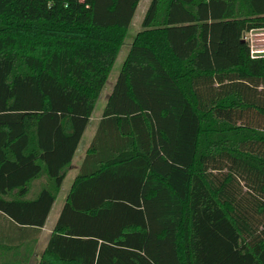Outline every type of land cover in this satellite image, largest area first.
<instances>
[{"label":"trees","instance_id":"trees-1","mask_svg":"<svg viewBox=\"0 0 264 264\" xmlns=\"http://www.w3.org/2000/svg\"><path fill=\"white\" fill-rule=\"evenodd\" d=\"M139 1L0 0V227L20 243ZM140 25L38 264H264V54L242 41L264 0H150Z\"/></svg>","mask_w":264,"mask_h":264},{"label":"rangeland","instance_id":"rangeland-1","mask_svg":"<svg viewBox=\"0 0 264 264\" xmlns=\"http://www.w3.org/2000/svg\"><path fill=\"white\" fill-rule=\"evenodd\" d=\"M149 2H150V0H140L137 7H136V10H135L133 18L131 20L129 29L127 31L125 38H124V43L118 51L116 60L112 66V69H111V72L108 76L107 82H106L103 90L101 91V93L99 95V98L95 104V108L93 110L90 122H89L86 130L84 131V133L81 137L79 145L82 144L85 147L88 140L93 135L95 124H96L98 118L101 116V112H102V109L105 105L108 94L110 93V91L112 90V88L114 86V81H115V79H116V77L120 71L122 62H123L124 57L128 51L130 43H131L134 35L138 31L141 30L140 24H141V21L143 19L144 13L146 11V8H147ZM245 39L247 40L249 45L251 43L253 51L258 52L255 55L264 54V28L255 30L254 32H252L251 35H249V36L247 35ZM81 150L76 152V155L73 158V165L77 164V162L80 160L81 154H82L84 148ZM73 176H74V171H69L68 175L65 177L63 184L61 186V190H60L57 198L53 202L50 212L48 213V220L54 219V215H55L57 209L59 208V205H61V203L63 202L64 196L70 187ZM48 220H47V222H48ZM46 238H47V235L43 232L40 239L41 240L43 239V241L45 242Z\"/></svg>","mask_w":264,"mask_h":264},{"label":"crops","instance_id":"crops-1","mask_svg":"<svg viewBox=\"0 0 264 264\" xmlns=\"http://www.w3.org/2000/svg\"><path fill=\"white\" fill-rule=\"evenodd\" d=\"M85 147L82 144L79 145L77 152L83 148L85 150ZM84 150H83L81 156L83 155ZM77 164H78V162H77ZM77 164H74V165L72 164V167L68 170L67 175H68L69 171H74V176H75V174L77 173V167H78ZM74 176H73V178H74ZM41 180L43 182L44 178L36 180L32 183L31 191L29 192V195H28L29 198L33 197L35 192L38 190V188L40 186L39 184L42 183V182H40ZM65 196H66V194H65ZM65 196H64V198H65ZM63 202H64V199H63ZM63 202L61 203V205H59V208L57 209V211L54 215V219L48 220V215H47V218H46L44 225L42 227H40V229L38 231L35 230V231H33V233L30 232V234L28 236H26V238L24 239V242H21L22 244L20 243V241H18L20 231H15L12 228L9 229V228L0 227V263H2V264L3 263L4 264L5 263L38 264L42 254L45 250L47 241H48L49 236L51 234V230H52V228L55 224V221L59 215V212L61 210ZM47 220H48V222H47ZM43 232L47 235L45 242L43 241V239L42 240L40 239Z\"/></svg>","mask_w":264,"mask_h":264},{"label":"built area","instance_id":"built-area-1","mask_svg":"<svg viewBox=\"0 0 264 264\" xmlns=\"http://www.w3.org/2000/svg\"><path fill=\"white\" fill-rule=\"evenodd\" d=\"M262 29H263V28H262ZM256 30H258V29H256ZM254 31H255V30H250V31L244 33V34L242 35V38H243L245 41H247V40L245 39L246 36H247V35H248V36L251 35L252 32H254ZM249 47H250V55H251L252 57L256 56L255 54L258 53V52H257V51H253L252 46H251V43H250Z\"/></svg>","mask_w":264,"mask_h":264},{"label":"water","instance_id":"water-1","mask_svg":"<svg viewBox=\"0 0 264 264\" xmlns=\"http://www.w3.org/2000/svg\"><path fill=\"white\" fill-rule=\"evenodd\" d=\"M242 41H244V39L242 38Z\"/></svg>","mask_w":264,"mask_h":264}]
</instances>
